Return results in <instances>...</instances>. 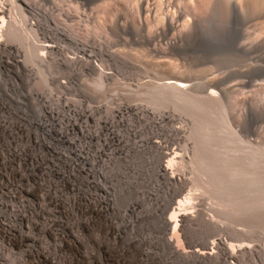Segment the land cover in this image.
<instances>
[{"label":"bare ground","instance_id":"1","mask_svg":"<svg viewBox=\"0 0 264 264\" xmlns=\"http://www.w3.org/2000/svg\"><path fill=\"white\" fill-rule=\"evenodd\" d=\"M99 1L0 0L2 73L15 79L28 78L31 71L25 61L29 64L38 52L42 61L51 57V63L63 68L67 81L71 80L69 72L75 70L96 74L97 85L112 76L97 65V58L110 68L117 64L128 68L120 49L143 47L156 57H165L167 50L184 61L217 28L212 19L220 10L225 15V30L236 35L233 49L247 60L260 62L249 67L238 86L264 88V33L257 28L256 32L251 30L256 26L250 19L251 0H138L136 18L122 8L113 12L107 7L102 22L97 24ZM72 4L77 11H72ZM12 39L14 43H18L16 39L23 41L27 54L21 50L24 46L26 51V46L20 49ZM185 80L165 79L158 96L192 104L195 86ZM151 91L145 87L142 92L146 95ZM211 91L208 93L213 96L215 92ZM34 96L38 100L43 97ZM89 103L86 96L72 106L64 103L67 117H61L50 105L44 106L45 118L53 125L56 121L63 124L58 133H42L44 141L26 134L44 155L26 159L30 164L23 167H0V264H10L3 256L8 248L21 257L14 264H245L248 260L264 264V232L259 233L264 227L258 225L259 232L252 229L255 233L246 234L241 233L240 228L245 227L241 226L240 243H227L221 236L225 227L214 220L204 204L207 190H200L205 191L203 198L191 195L188 188L195 178L191 182L180 169L184 163L197 165L209 178L212 192L222 196L226 205L230 203L233 211L236 208L248 217L264 219V144L251 139L255 137L254 125L264 123V108L255 109L246 103L243 116L251 133L248 138L237 136V132L229 136L216 133L217 137L206 132L201 136L205 128L200 127L199 116L203 113H196L202 133L196 126L192 128L196 144L182 156L173 148L182 135L172 126L170 114H153L124 98L111 109ZM201 105L197 104L198 110ZM223 105L216 99L207 113L218 117ZM199 133L200 138L195 139ZM203 177L196 178L204 182ZM236 209L233 213L237 218L241 212L237 214Z\"/></svg>","mask_w":264,"mask_h":264},{"label":"rangeland","instance_id":"2","mask_svg":"<svg viewBox=\"0 0 264 264\" xmlns=\"http://www.w3.org/2000/svg\"><path fill=\"white\" fill-rule=\"evenodd\" d=\"M159 1L160 0H156V3H159ZM96 5H97L98 16L95 18V23L100 24L104 17L103 11L107 7L109 8V10L113 12L120 11V9L122 8L121 11H126L130 16H132L133 18H136L135 16H136V10L138 8V0H102V1L97 2ZM72 11H77L76 5L72 4ZM224 16L225 15L222 11L219 10L216 12L212 20H214L215 23L217 22L216 23L217 28L212 30L211 35L209 36L210 40L209 39L204 40L200 47H198L197 49H194L190 53L189 58L185 57L184 61L179 60L174 55L173 52L169 53V51L167 50H165V52H168L166 53L165 57H156L153 54L149 53L143 47L142 48L132 47V48L120 49V55L122 59L124 58L123 60L128 66V68L126 69L122 68L121 64H117V66L110 68L106 64H104L102 61H100L99 58H97V62H96L97 65H99L102 70L104 69L103 71L112 74L111 78L108 81L103 82L100 85H97L95 83L96 78H97L96 74L81 73V72H76L75 70H71L69 72V76L71 77V80L67 81L66 73L63 70V68H61L59 65L55 63H51L50 61L51 57L49 58L47 57L45 58V60L42 61V57L40 55L41 52H38L37 54H35L36 56H34L31 62L29 61V64H27L28 60L25 61V66L26 67L28 66L27 68L31 71L30 76H28V78L25 77L21 79H15L5 71L2 73L3 70L0 68V85L2 86V87L0 86V167L7 166V165L23 167L27 163L26 159L33 158L36 160V158L40 157V155H44L43 152H41L38 148H34V146L31 144V142L27 138V135L31 134L33 137H36L39 140L44 141L42 133H58L60 132L61 125L63 127V124L59 122L57 123L56 121L55 122L56 125H53L48 118H45V116L43 115L44 106L49 107L50 105V108H52L54 112L59 113L61 117H67L69 116V112H67V110L64 109L63 104L67 103L68 105L72 106V104L75 103V101L80 102L83 100V97L85 96L89 98L90 100L89 105L91 106L100 105V106H103L104 108L111 109V108H114L115 103L118 100H120L121 98H124L133 104H136V105L141 104V106L148 108L151 113L153 112V114H157V113H158L157 115L163 114V113L170 114L172 121H173L172 126L181 130V135H182L180 140L173 144V148L176 150L177 153H179V155L181 154L182 156L186 155L187 152L189 153L190 152L189 149L194 144H196L197 140L194 143V140H193L194 138H192L195 132L193 131L194 126H196L198 132H201L200 129L198 128L200 127L202 129L205 128L204 130L205 133L201 132L202 133L201 136L206 134V132L214 136H216V133L219 134V135L217 134V136H221L220 133L222 134L225 133L226 135L228 133L227 136H229L230 134L232 133L236 134L237 132L236 134L237 136L241 138H248L251 133H249V131L246 129L245 118L243 116L244 111L246 109V103L249 102L252 105V107L255 109L264 108V88L263 87H256V88L241 87V86H238V84L244 80L243 75L249 69V67L252 66L254 63L259 64L260 62L255 61V60L254 61L247 60L240 53L238 54V52H236L233 49L236 35L233 32H227L225 30V27L223 26L224 25L223 23L225 21ZM250 17H251L250 19L253 20V23H254L253 26L256 25L255 28L253 27L251 28V30L254 31V29L255 30L258 29L259 31L261 30L262 33H264V0H251ZM158 20L160 23L162 22L161 17H159ZM185 20H186V23H188L187 19ZM92 24L93 23H90L91 28L93 27ZM14 40L15 39H12L11 42L14 45L17 44L16 46H18L19 48L21 45L26 46V44L23 41L16 39V42L19 43L18 44V43H14L15 42ZM21 48L20 49L23 50L25 54H27L28 47L26 46L27 48L26 51L24 50L25 49L24 46H21ZM163 48L164 47H162V49ZM208 50H211V51H208ZM100 64H103V65H100ZM35 66H36V69H35ZM119 69L120 70L122 69L121 72ZM125 72L127 73L125 74ZM42 73L45 74V77ZM175 77H181L183 79H186L187 81L186 80L185 81L187 83L191 84L192 86H195L191 91L193 95L192 104H189L190 102H188V104L180 102L179 100L171 96H166V97H159L160 95L158 96L157 92L160 90V86L163 83V81L167 78H175ZM211 80L213 81L210 82ZM235 80H237L238 83ZM61 81L65 84H63ZM232 84H235V85H232ZM145 87H148L150 91L152 89V91L150 92L151 95L150 93H147L145 95V93L142 92ZM134 89H136V91H134ZM211 89L219 97H215L214 96L215 93H213L214 95L211 96L209 94ZM128 93H132V95L130 94L128 95ZM35 94L43 96L42 99L41 100L36 99L34 96ZM158 97L160 98V101H162L161 103L159 102ZM167 99H169L170 101ZM198 99L200 101H198ZM216 99L222 100L224 103L223 105L224 107L223 109H220V115L218 117L217 116L214 117L215 115L211 114L210 112L207 113L209 110L208 108L210 107V104L211 106L215 105ZM211 101L212 103H210ZM197 102L200 103V105L202 104L201 105L202 107L199 106L201 110L200 109L198 110ZM187 105H188V108L186 107ZM204 105L206 108L203 111ZM186 108L187 110H185ZM225 108H226V112L224 110ZM14 110L16 113H13ZM223 111L225 115L223 114ZM196 113H199V114L203 113L201 116L197 114L200 117V119L198 116L197 117L200 121L202 120L203 123L205 122L204 126L202 125L203 124L202 121L200 122L201 123L200 127L198 126L199 122H196L197 120L195 121ZM204 113H206L207 115L209 114L208 115L209 117H207V115L204 116ZM210 115H211V119H209ZM206 117L208 119H206ZM206 120L207 121L210 120V122L209 121L207 122ZM208 123L212 126L208 127L209 126ZM223 124H225V126L228 125L227 128L223 126ZM207 129H210V130H207ZM253 129H254L253 133H255V137L251 138L252 142L253 143L256 142V144H260V145L264 144V138H263L264 137V123L255 124ZM9 135H14L15 140L7 138ZM198 136H197L198 138L196 137L195 139L200 138V133ZM186 137L188 138L187 140H186ZM258 140L260 141V143ZM184 144L185 145L187 144L186 147ZM27 164H30V162H28ZM184 164L187 167L183 166ZM184 164L182 165L183 167L180 166L181 171L185 172L186 178L191 180V182L193 178H195V180L197 179V182L193 179L194 180L193 183L195 182V184L196 183L198 184L196 185L198 187H196V186H193L195 184L191 183L192 187L190 185V189L188 188V192L191 195H196V196L201 195L202 198L206 195V197H204L203 199L204 204L206 203L205 204L206 207L209 210H211L210 214L213 215L214 220H216L218 223L223 225V227H225L226 230L223 234H221V236L226 239L227 243H230L232 245H237L240 243L239 235L241 233H246V234L248 232L251 233L254 231L252 229H255L256 232H259V229L261 227H258V225L259 226L262 225V228L264 227L263 226L264 224H261V223H264L263 221L264 219H257L254 215L253 217L251 216L248 217L246 216L243 210L242 211L240 210L241 215H238V216L236 215L237 216L236 218L234 216L236 213L235 212L236 208L233 211V208H231L230 203H229V206L226 205L228 204V202L222 199L223 198L222 196L220 197L219 195H217L218 194L217 192L214 193V190L212 192L213 188H210L212 186L209 185V183H207L209 182V178H206V176H204V172L200 170L199 167H197V165L195 164H189V163H184ZM194 172H197V173H194ZM199 176L201 178L204 176L202 180L205 179L206 182L205 181L202 182L201 180H198V178L196 177H199ZM200 182L206 186L202 185ZM207 186L208 187L210 186L209 187L210 189ZM196 188L199 190L200 193L198 192ZM191 189L193 190V194L190 191ZM201 189L207 190L206 192H208V195L205 194L206 192L204 191L205 192V193L203 192L204 196H202L203 193L201 192L202 191ZM210 196L213 197V201H210L212 199L210 198ZM207 197L209 198V201ZM217 201L220 204H218ZM222 202L224 203V205L222 204ZM226 206H228L229 211H232L231 213L233 212L235 213L231 215L230 212H228V210L227 212L229 214L225 212L226 209L224 208H227ZM236 211H238L237 214L240 213L239 209H236ZM242 212H244L243 213L245 214L244 216L242 215ZM226 213L234 220L231 221V219L229 218L230 220L229 221L228 218L226 219L225 218L227 216ZM244 219L245 220L248 219V221H245ZM256 219L259 221H256ZM237 220L238 221L241 220V221L238 222ZM223 221H225V223H223ZM234 221L236 222L233 223ZM225 224L228 227H226ZM231 224L235 227V229H233L234 228L233 226L229 227L231 226ZM241 226L243 227L245 226L244 229L247 230V232L243 228H240L242 232L238 230V228ZM246 227H249L251 230H248ZM233 230L235 232H233ZM261 232H264V229L263 230L260 229L259 233ZM234 234H236L237 237ZM229 240H232V241H229ZM3 256L7 259V261H9L10 264H14L18 260L21 261V257L19 253H17L15 250L11 248H8ZM245 264H256V263L253 262L252 260H248L246 261Z\"/></svg>","mask_w":264,"mask_h":264}]
</instances>
